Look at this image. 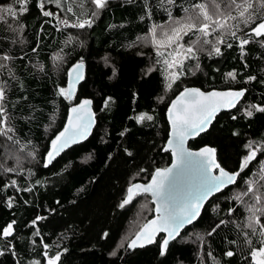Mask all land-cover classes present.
<instances>
[{
	"label": "trees",
	"instance_id": "1",
	"mask_svg": "<svg viewBox=\"0 0 264 264\" xmlns=\"http://www.w3.org/2000/svg\"><path fill=\"white\" fill-rule=\"evenodd\" d=\"M13 1L0 0V6ZM197 2L110 0L98 17L92 16L95 6L90 0H61L59 8L45 2V10L71 22L77 17L93 20L91 27L80 29L59 26L55 18L43 16L38 0H30L28 13H18L15 23L0 21V55L12 57L0 67L11 134L34 158L28 166L11 167L13 172L0 164V232L15 221L14 235L0 236V264H47L46 259L55 255H60L57 264H252L251 248L243 236L248 231L247 209L233 197L234 191H245L264 162V113L253 110L252 117L246 115L252 105L264 106V46L254 39L242 55L238 42L226 37L232 48L221 45V56L201 53L198 61H185L184 73L169 89L163 57L140 43L153 25L185 17L184 9ZM58 55L64 58L60 69L54 63ZM77 61L86 64L87 74L75 101L93 98L97 125L89 140L45 167L49 142L63 127L72 103L58 89L67 88V70ZM196 63L200 68L193 75ZM229 72L236 73L235 80ZM187 86L247 89L238 107L220 113L208 132L191 141L192 148L215 147L220 164L230 171L239 170L249 141L262 151L237 184L210 199L198 221L171 242L164 255L163 236L148 247L127 252L128 242L154 215L155 205L149 194L137 196L123 208L120 205L131 184L148 182L156 169L171 163V154L164 151L169 134L166 110ZM140 114L153 119L137 122ZM2 142L0 135V160ZM145 200L150 201L151 211L141 226L134 225ZM258 205L264 212V201ZM230 208L235 209L232 215ZM38 216L44 219L33 226ZM258 216L264 223V214ZM221 220L226 223L217 228ZM251 239L254 247H260L258 234ZM229 250L236 253L231 258L224 255Z\"/></svg>",
	"mask_w": 264,
	"mask_h": 264
},
{
	"label": "snow or ice",
	"instance_id": "2",
	"mask_svg": "<svg viewBox=\"0 0 264 264\" xmlns=\"http://www.w3.org/2000/svg\"><path fill=\"white\" fill-rule=\"evenodd\" d=\"M30 0H16L19 5V13L27 14L29 11L28 3ZM45 2L54 3L58 8L61 0H38L37 7L41 10L43 16L53 17L57 24H63L65 28H80L91 27L93 20L77 19L70 22L67 18L60 19L58 13L45 10ZM110 0H90V3L95 6V11L92 12L93 17H98L109 5ZM172 3L173 0H168ZM264 0H199L192 4L189 8L184 9L186 16L175 20V26L168 30H162L158 34V29L163 26L153 25L150 29L151 45L157 49L172 48L165 56L164 53L157 52L158 56H164L163 63L165 70L168 72L167 87L171 89L184 73L185 61H198L201 53H207L209 57L221 56L223 52L221 45L227 48H232L233 43L227 42L226 37H231L236 40L237 47L244 55V49L247 45L255 41L264 46ZM68 12H72L71 7L67 8ZM0 12L6 13L12 18H16L17 10L12 6L0 8ZM4 20V16L0 15V21ZM259 21V22H257ZM243 24L249 31L243 32L240 25ZM254 25V26H253ZM22 28L23 25L21 24ZM60 30V29H58ZM238 32L243 33L238 35ZM184 37H189L188 41H184ZM183 59H179V57ZM171 57V59H169ZM0 59L8 61L12 59L7 54L0 55ZM160 61L158 60L157 63ZM0 67L5 65L0 64ZM82 64L77 63L69 71V83L67 88H59V94L66 100H71L74 95V83L71 79L72 73H76V79H80L79 69ZM192 68V65H188ZM200 65L196 63L192 74L195 70H199ZM172 69H175L174 71ZM232 79H236V73L229 72L227 74ZM249 80H254L255 77H249ZM247 90L239 91H212L204 92L199 88H184L183 91L172 101L168 109V118L171 125V139L168 145L171 146L172 155L175 158V163L172 167L165 169H156L152 175L151 182L146 185L132 184L127 189V196L122 201L120 207H125L130 204L137 196L150 194L156 204L154 211L156 218L148 221L143 225L135 238L128 244L129 248L143 247L144 243L149 244L154 242L155 236L159 232L167 233V237L161 243V255H164L168 249L170 240L175 239L180 235V231L186 225L196 221L204 206L205 201L217 193H223L229 186L237 184L238 177L249 166V164L257 158V155L262 149L254 147V142L249 141L245 144L248 149V154L242 158L240 168L236 172H229L221 167L215 160V149L205 147L198 152H192L184 147L185 140L191 136L208 130L217 112L222 107H236L240 98L244 97ZM111 98H109L110 100ZM91 100H83L78 106L70 109L68 120L63 130L59 131L51 140L50 150L45 157V167L48 166L65 148L70 144L76 143L77 138L83 139L88 135V130L92 124V113L89 109ZM7 104V87L0 85V135L6 136L9 140L12 139L8 134L14 129L10 124L11 117L6 108ZM108 101H105L107 106ZM255 110L259 113H264V106L252 105L246 115L252 117ZM236 117H233L235 119ZM153 117L147 114H140L136 117L137 122L144 120L151 121ZM124 135V133H121ZM168 151V148L164 149ZM31 155V153H29ZM131 155V153H129ZM175 170V171H174ZM216 174H213L216 171ZM7 172H13L15 169L7 168ZM191 173V179H185L186 175ZM264 180V176L261 177ZM12 186L16 185V181L11 182ZM264 184L259 182L248 183L247 189L244 192L237 193L233 199L243 201L245 196L251 194V198L255 203L248 205L247 210L251 213L246 217L244 227L248 230L243 232L245 244L251 248L249 253L252 264H264V223H261L260 216L257 213H262L261 208H257L256 204L264 201V192H261ZM32 191L31 188L24 189ZM11 207V200L8 202ZM235 209L230 208L228 214L232 215ZM44 219L37 217L32 221L35 226L37 221ZM15 221L9 223L0 232V236L4 238L12 237L14 234ZM226 221L221 220L216 226L225 224ZM259 227V233H257ZM215 228L212 232H215ZM209 233V235L212 234ZM259 235L262 239L259 241L260 247H254L252 236ZM105 237L107 233L104 234ZM231 243H236L232 241ZM47 248V245H45ZM2 254V253H0ZM46 254V253H45ZM236 253L232 250L226 251V257H233ZM112 255H116L115 252ZM211 255V253H209ZM60 260V255H55L48 259L47 264H57ZM39 264V262H37Z\"/></svg>",
	"mask_w": 264,
	"mask_h": 264
},
{
	"label": "water",
	"instance_id": "3",
	"mask_svg": "<svg viewBox=\"0 0 264 264\" xmlns=\"http://www.w3.org/2000/svg\"><path fill=\"white\" fill-rule=\"evenodd\" d=\"M77 63L82 64V67L79 69V72H80V76H81V78L77 80V79H76V73H75V72L72 73V77H71V79H72V81H73V83H74V89H73V91H74V95H73V98L70 100L72 103H71V105H70V107H69V109H68L67 117H66L65 123H64L63 127L61 128V130H63L64 126H65L66 123H67L68 116H69V114H70V109H71L72 107H74V106H78V105L80 104V102L83 101V100H85V99H87V100H91V101H92L91 105L89 106V109H90V111H91V113H92V124H91V127H90L89 130H88V135H87L85 138H83V139L77 138V142H76V143L70 144L67 148H65V149H64V150H63L58 156H56V158H55L50 164H48V166H50V165H51V164H52V163H53V162H54V161H55L60 155H62V154H63L65 151H67L68 149H70V148H72V147H74V146H76V145L82 144V143L86 142L87 140H89L90 137L92 136V134H93L95 128H96V125H97V113H96V110H95V107H94V100H93V98H91V97H83V98H81L79 101H75L76 92H77L79 86H80V85L83 83V81L85 80V77H86V74H87V66H86V64H85L84 62H82V61H77V62L73 63V64L68 68V70H67V87H68V83H69V71H70V70L73 68V66L76 65ZM185 88H199L201 91H204V92H206V93H207V92H212V91L224 92V91H229V90H231V91H239V90L246 89V88H240V89L231 88V89H210V90H204V89H202V88H200V87H197V86H187V87H185ZM183 89H184V88H183ZM183 89H181V90H180V91H179V92L173 97V99L170 101V103H169V105H168V107H167V110H166V118H167V121H168V124H169V134H168V138H167V140H166V143H165V145H164V149H165V148H168V149H169V150L166 151V152H169V153L171 154V159H172V160H171V163H170L167 167H162V168H158V169L170 168V167H172L173 163H175V158H174L173 155H172L171 146L168 145V141H169V139L172 138V137H171V125H170V121H169V118H168V109H169V107H170L172 101L175 100V99L177 98V96H179V94L183 91ZM246 90H247V89H246ZM246 93H247V91L245 92V95H246ZM245 95H244V97H245ZM244 97L240 98V100H239V101L237 102V104H236V107H233V108L222 107L221 109H219L218 112H217V114H216V116H215V118L213 119L211 125H209L208 130L205 131V132H203V133H201V134H199L198 136H191V137H188V138L185 140L184 147H185L187 150L192 151V152H198V151H200L201 149H203V148H205V147H210V148H214V149H215V147H213V146H211V145H205V146H202V147H200V148H192L191 145H190V143H191L192 140H195V139H197L198 137H200L202 134L208 132V131L210 130L211 126H212V125L214 124V122L216 121L217 116H218L220 113H222V112H229V111H232V110H234L235 108H237L238 105H239V104L242 102V100L244 99ZM61 130H60V131H61ZM58 132H59V131H58ZM58 132H57V133H58ZM57 133H56V134H57ZM56 134H55V135H56ZM54 137H55V136H54ZM54 137H53V138H54ZM53 138H52V139H53ZM52 139H51V140H52ZM51 140H50V142H49V147H48L47 152L50 150V147H51ZM215 150H216V149H215ZM164 151H165V150H164ZM47 152H46V154H45V157H46V155H47ZM215 160H216L217 163L220 164V162H219V160H218V156H217V151H215ZM45 163H46V159L44 158V166H45ZM220 165H221V164H220ZM48 166H47V167H48ZM221 167H223V166L221 165ZM223 168H225V167H223ZM225 170H227V171H229V172H236V171H230V170H228L227 168H225ZM174 171H175V170H174ZM217 171H218V170L214 171L213 174H216ZM153 174H154V173H153ZM191 176H192V174L189 173V174L186 175L185 179H191ZM151 178H152V177H151ZM151 178H150V180H149L148 182H140V181H139V182H135V183H133V184L146 185V184H148V183L151 182ZM238 179H239V177H238ZM131 185H132V184H131ZM131 185H130V186H131ZM130 186H129V187H130ZM232 186H234V185H232ZM232 186H229V188L232 187ZM129 187H128V188H129ZM218 194H220V193H217V194H215L214 196H216V195H218ZM149 195H150V194H149ZM214 196H212V197H214ZM212 197H210L207 201H205L204 206L201 208L200 216H201L203 210L205 209L207 203L210 201V199H211ZM152 200H153V199H152ZM153 202H154V201H153ZM154 205H155V207H154V209H155V208H156V204H155V202H154ZM156 215H157V214H156V212L154 211V215H153L150 219H148L145 223H147V222L150 221V220L155 219V218H156ZM200 216H199V218H200ZM199 218H198V219H199ZM198 219H197L196 221H194L192 224H194L195 222H197ZM11 223H12V222H11ZM145 223H144V224H145ZM14 224H15V223H14ZM144 224H143V225H144ZM192 224L186 225L184 228H182L181 231H180V235L183 233V231H184L186 228L190 227ZM143 225H142V227H143ZM14 226H15V225H13L14 233H15V227H14ZM142 227H141V228H142ZM141 228H140V229H141ZM139 231H140V230H139ZM139 231H138V232H139ZM13 235H14V234H13ZM135 235H136V234H135ZM135 235L132 237V239L135 238ZM180 235L177 236L175 239L170 240L169 245H170L171 242H173V241H175L176 239H178V238L180 237ZM159 236H163V239H164V238L167 237V233H165V232H159V233L156 234L153 243L149 244V243H147V242L145 241V242H143V243H144V246H143V247H136V248H129V247H128V244H129L130 241L132 240V239H131V240L128 242V244H127V252H130V251H133V250H135V249H139V248H145V247H148V246L154 244ZM8 238H11V237H8ZM161 243H162V242H161ZM169 245H168V247H169Z\"/></svg>",
	"mask_w": 264,
	"mask_h": 264
},
{
	"label": "rangeland",
	"instance_id": "4",
	"mask_svg": "<svg viewBox=\"0 0 264 264\" xmlns=\"http://www.w3.org/2000/svg\"><path fill=\"white\" fill-rule=\"evenodd\" d=\"M9 5L17 10V15H18L19 6L17 5L16 0L8 3L7 5L0 6V8H5ZM54 13H58V12H54ZM58 14H59L60 19L66 18V17L62 16L60 13H58ZM0 15L4 16V19H6L5 22H12V23L14 22L15 23V19L17 18V16H16V18H12L3 12H0ZM179 19H181V18H179ZM179 19L170 20L167 23L161 24L160 26H163V27H162V29L157 30L158 34L162 30H168L170 27L175 26V23H174L175 20H179ZM58 25L61 27H64L63 24H58ZM240 27H244L243 24H241ZM188 39H189V37H184V41H182V42L186 43L188 41ZM150 41H151V36H150V32H149L146 36H144L141 39L140 43L143 47H150V46L153 47L151 45ZM153 48L156 50V52L164 53L165 56L167 55L168 52L172 51V48H164V47H161L159 49H157L155 47H153ZM162 57L164 60V56H162ZM169 59H171V57H169ZM179 59H183V57L181 56V57H179ZM7 63H8V61H3V65H7ZM54 63L57 66L56 68L60 69L62 67V65L64 64L63 56L62 55L56 56L54 58ZM164 68H165V65H164ZM172 70L174 71L175 69H172ZM166 74L168 75L167 71H166ZM8 135L12 137L11 140H9L6 136L1 135V140L3 141L2 142L3 143L2 155H1V160H0L1 166L3 165V167H8V168H11L13 166H19V167H22V166L24 167L25 165L28 166L34 160L33 156L28 155L24 150H22L18 146L17 142L15 141V138H13V135L11 133H9ZM262 176H264V162L262 164L261 172L258 173L257 177H255L251 181L247 182V186H248V183H251L254 181L261 183V177ZM262 181H264V180H262ZM246 189H245V191H246ZM237 193H241V191L240 190H238L236 192L234 191L235 195ZM252 200L253 199L251 198V194H249L248 196H245L243 198V201H244L243 203L245 204L246 209H247L248 205L252 204ZM256 207L262 209V207H259L258 204H256ZM150 211H151L150 201H148V200L143 201L141 203L139 211L137 213L138 214L137 215V222L134 225L138 224L139 226H141L144 222L146 215L149 214ZM247 214H248V216L251 215V213L248 210H247ZM257 215H259V212L257 213ZM130 234H131V232H130ZM48 259H49V257L46 259V263H47Z\"/></svg>",
	"mask_w": 264,
	"mask_h": 264
}]
</instances>
